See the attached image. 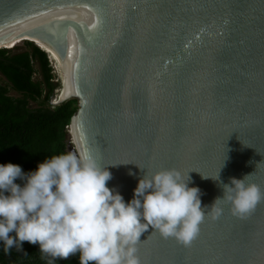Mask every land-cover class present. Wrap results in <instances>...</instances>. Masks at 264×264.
<instances>
[{"label": "water", "instance_id": "obj_1", "mask_svg": "<svg viewBox=\"0 0 264 264\" xmlns=\"http://www.w3.org/2000/svg\"><path fill=\"white\" fill-rule=\"evenodd\" d=\"M13 22L47 44L57 102H77L68 126L125 203L165 169L200 189L191 246L150 227L141 264H264V202L239 218L221 200L211 215L232 178L264 190V0H0V32Z\"/></svg>", "mask_w": 264, "mask_h": 264}, {"label": "clouds", "instance_id": "obj_2", "mask_svg": "<svg viewBox=\"0 0 264 264\" xmlns=\"http://www.w3.org/2000/svg\"><path fill=\"white\" fill-rule=\"evenodd\" d=\"M248 177L222 185L224 197L212 205L213 219L222 215L221 200L239 218L264 202V190L246 184ZM17 179L25 181L23 187ZM111 179L108 168L90 154L55 155L28 174L19 165H0V241L5 253L27 241L39 244L52 258L48 264L76 253L81 264H141L137 245L150 227L185 247L198 237L207 211L201 207L200 189L188 186L189 173L186 178L177 169H165L150 178L144 175L130 203L107 186Z\"/></svg>", "mask_w": 264, "mask_h": 264}, {"label": "trees", "instance_id": "obj_3", "mask_svg": "<svg viewBox=\"0 0 264 264\" xmlns=\"http://www.w3.org/2000/svg\"><path fill=\"white\" fill-rule=\"evenodd\" d=\"M3 47L0 74L6 84L0 83V165H19L28 174L37 171L45 160L67 154V128L77 105L72 104L74 98L55 106L49 104L58 83L53 80L46 51L28 40L18 50ZM8 88L20 96L9 95ZM30 101H38V105L32 106ZM15 182L21 187L25 183L21 179ZM50 259L40 251L39 244L25 241L19 249L13 247L6 254L0 241V264H48ZM53 264H81L80 254L56 259Z\"/></svg>", "mask_w": 264, "mask_h": 264}, {"label": "bare ground", "instance_id": "obj_4", "mask_svg": "<svg viewBox=\"0 0 264 264\" xmlns=\"http://www.w3.org/2000/svg\"><path fill=\"white\" fill-rule=\"evenodd\" d=\"M3 31L0 32V42L7 40V42L9 41L8 39L11 38V36L13 35L14 37H16L19 40H25V39H32V41L34 40L35 43H37L42 49H44L47 53H48V47L47 44L44 43L43 41H40L37 38H30L27 35H24L23 38H21L20 36L24 34L23 31L29 30L31 29L29 26H27L25 23H18V22H13V23H4L2 25ZM4 45L0 44V47H3ZM48 57L51 59L49 53H48ZM52 60V59H51ZM53 62V61H52ZM54 64V63H53ZM55 67V65H54ZM55 71L58 74L59 78H61L58 70L55 67ZM66 89L62 80V84L60 85V88L58 89L55 97L53 99L58 100L61 99L63 97H66ZM70 128V133H71V143L74 144V147L78 150L79 154H84L83 152V148H82V143H81V139H80V135L79 132L77 130V126L75 121L72 122L69 126Z\"/></svg>", "mask_w": 264, "mask_h": 264}, {"label": "rangeland", "instance_id": "obj_5", "mask_svg": "<svg viewBox=\"0 0 264 264\" xmlns=\"http://www.w3.org/2000/svg\"><path fill=\"white\" fill-rule=\"evenodd\" d=\"M21 38H23V37H21ZM8 40H9L8 42H6L7 40H4V41L0 42V44L11 48L10 50H18V48H23V40H19L16 37H14L13 35ZM1 48H3V47H1ZM49 64L51 65L52 72L54 74L53 80L54 81H57L56 83H58V86L56 85L57 88L54 89V96H55L56 93H57V91H58V89L60 88V85H59V76L56 73L54 64H53V62H52V60L50 58H49ZM0 83L1 84H6L5 78L1 74H0ZM8 94L11 95V96H15V97L16 96H20V93H18L17 91L13 90L12 88H8ZM70 99H72V98H70ZM70 99H67V100H70ZM51 100L55 102V103H52L51 104V101H49V104H51L52 106H55V105L58 104V102H57L58 100L55 101V99H53V97L51 98ZM72 104L73 105H77V102H76L75 99H74V102ZM30 105L37 106L38 105V101H30ZM70 139H71V134H70ZM68 140H69V138H68ZM72 145H74V144L71 143V142L69 143L67 141V146H66L67 153H69V152L74 153V151L72 149Z\"/></svg>", "mask_w": 264, "mask_h": 264}, {"label": "snow or ice", "instance_id": "obj_6", "mask_svg": "<svg viewBox=\"0 0 264 264\" xmlns=\"http://www.w3.org/2000/svg\"><path fill=\"white\" fill-rule=\"evenodd\" d=\"M78 94V93H77Z\"/></svg>", "mask_w": 264, "mask_h": 264}]
</instances>
